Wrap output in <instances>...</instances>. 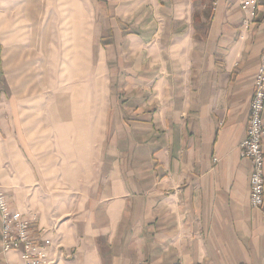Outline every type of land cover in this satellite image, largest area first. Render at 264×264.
<instances>
[{
  "label": "crops",
  "instance_id": "obj_1",
  "mask_svg": "<svg viewBox=\"0 0 264 264\" xmlns=\"http://www.w3.org/2000/svg\"><path fill=\"white\" fill-rule=\"evenodd\" d=\"M89 1L91 58L107 94L95 135L97 103L83 123L86 147L97 143L95 177L62 175L35 154L0 27L8 198L54 264H264V204L250 206L252 164L240 156L264 0ZM0 264H23L1 240Z\"/></svg>",
  "mask_w": 264,
  "mask_h": 264
},
{
  "label": "rangeland",
  "instance_id": "obj_2",
  "mask_svg": "<svg viewBox=\"0 0 264 264\" xmlns=\"http://www.w3.org/2000/svg\"><path fill=\"white\" fill-rule=\"evenodd\" d=\"M89 5V0H0V27L8 37L19 116L35 154L43 151L40 160L44 157L45 165L62 175L79 173L78 178L83 169L82 176L92 182L97 143L86 147L90 140L83 123H88L91 101L97 103L95 135L107 94L92 63ZM77 8L79 16L69 17ZM93 83L99 87L97 98Z\"/></svg>",
  "mask_w": 264,
  "mask_h": 264
},
{
  "label": "built area",
  "instance_id": "obj_3",
  "mask_svg": "<svg viewBox=\"0 0 264 264\" xmlns=\"http://www.w3.org/2000/svg\"><path fill=\"white\" fill-rule=\"evenodd\" d=\"M261 0H248L244 8ZM214 4H218L215 0ZM242 159L250 160L252 171L249 182V203L255 209L264 204V45L253 81V94L249 107L246 135L240 145ZM0 240L2 250H18L23 264H54L48 247L39 243L33 234L31 220L16 209L4 190L0 177ZM57 255H66L58 245Z\"/></svg>",
  "mask_w": 264,
  "mask_h": 264
}]
</instances>
